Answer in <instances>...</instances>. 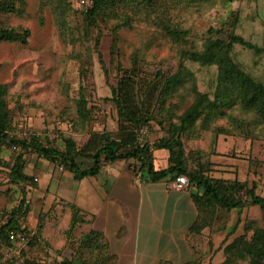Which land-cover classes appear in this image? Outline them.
<instances>
[{"label": "rangeland", "instance_id": "obj_1", "mask_svg": "<svg viewBox=\"0 0 264 264\" xmlns=\"http://www.w3.org/2000/svg\"><path fill=\"white\" fill-rule=\"evenodd\" d=\"M7 1L0 10V28L15 29L22 35L16 40L0 39V83L8 85L14 131L25 137L35 133L61 146L64 136L83 143L86 132L117 129V106L109 98L119 80L118 62L136 69L132 74L138 100L145 98L149 110L158 105L159 92L165 91L167 106L162 112L166 117L156 107L154 111L165 129L174 120L168 115L178 116L200 92L213 99L224 86L217 64L194 61L189 53L202 51L209 37L234 32L242 7L250 0H107L105 11L91 19L88 12L94 0L91 6L82 5L81 0ZM232 54L243 71L264 84V54L240 44H235ZM177 76L181 81L174 86ZM238 95L235 89V94L227 96L232 99L230 106L222 105L205 119L204 113L184 135L186 151L191 157L212 162L210 175L248 180L264 196V107L257 110L254 103L258 99L248 105ZM82 101L91 110L84 112L85 117L78 116ZM170 104L178 108L169 112ZM165 129L152 120L142 133L154 142L167 135ZM20 152L22 149L0 147V226L25 199L26 213L19 223L39 231L46 241L29 243L25 254L30 260L69 264L64 259L75 260L81 253L88 257L85 248L75 249L67 241L72 208L66 198L74 191L73 174L34 150L24 151V171L32 177L24 192L10 178ZM234 158L238 159L236 165L230 164ZM216 215L207 238L222 241V246L241 234L250 237L253 230L247 227L264 224L258 205H248L241 212L218 209ZM77 238L74 232L72 243ZM1 251L9 255L0 249L1 255ZM1 255L0 264H19ZM223 259L225 255L219 254L217 261ZM237 263L249 261L243 258Z\"/></svg>", "mask_w": 264, "mask_h": 264}, {"label": "trees", "instance_id": "obj_2", "mask_svg": "<svg viewBox=\"0 0 264 264\" xmlns=\"http://www.w3.org/2000/svg\"><path fill=\"white\" fill-rule=\"evenodd\" d=\"M106 1L94 0L95 3L88 12V18L96 17L99 12L105 11ZM121 1L113 0L111 3ZM252 1H246L242 7L238 26L234 32H229L226 37H209L202 51L193 50L189 53V57L194 61L209 65L217 64L218 78L224 86L218 88V93L213 99L207 93L200 92L194 102L178 116L168 115L174 120L169 121V127L166 129L163 121L154 112L157 109L161 111V115H165L162 112L167 106L165 91L159 92L158 105L149 110V104L146 103L145 98L142 101L138 100L137 81L132 74L136 69H127L121 62H118L119 80L117 85L112 87L113 95L109 98L117 106V129L111 131L104 128L101 131L86 132L87 138L83 143H78L72 136H64L61 146H57L50 139L47 138L45 141L35 133L26 137L17 134L14 131V114L8 100V85L0 83V147L22 149V153L17 155L11 166L10 178L13 183L22 186V190L26 192L24 185L32 178L24 171L23 152L27 150H34L40 156L54 161L79 180L99 174L106 163L126 159L130 161L129 166L135 175L147 183L165 178L174 181L181 174L188 177L189 187L197 189L192 192V197L198 209V216L189 228L190 233L202 234L205 229H213L218 209H238L241 212L248 205H258L263 211L264 218V196L257 193L256 184L251 185L248 180L238 178H220L210 175L208 172L211 171L212 162L191 157V152L187 153L184 142V135L196 127L204 113L206 116L203 119L207 117V114L219 112L216 110H220L222 105L230 106L232 99L227 96L235 94V89L238 90V97L242 98L243 103L247 102L251 105L249 102L258 99L257 103H254L257 107L254 108L260 110L262 106L264 107V84L254 81L248 73L243 71L240 67L241 63L237 62L232 54L235 44L264 54V43L258 37L248 34L244 21L246 9ZM7 3V0H0V10L7 6ZM21 36V33L15 29L0 28V39L16 40ZM177 77L179 79L174 86L181 81V78ZM167 108V111L172 112L178 107L170 104ZM89 111L91 110L88 109L87 102L82 101L78 116L85 117L84 112ZM152 120H156L167 134L154 142L144 137L142 133L145 127L151 126ZM74 124L77 125V121ZM161 148L168 149L170 153L167 167H157L155 164L154 151ZM198 157L201 158L200 155ZM24 201L25 199L20 200L11 210L8 222L0 226V249H4L9 254L6 256L1 251L2 255H0L5 256L4 258L12 263L33 264L35 260H30L25 254L24 245H17L10 241L7 235V230L15 227L21 216L26 213ZM71 208L72 216L68 228L70 237L67 241H70L75 249L85 248L96 252V249L102 245H100L101 234L95 230L83 233L76 244L72 243L71 237L77 226L86 221V214L74 204H71ZM247 230H253L250 237L246 234L238 235L225 246H222V241L217 242L216 238L209 237L206 257L209 258L210 255V261H207L208 259L205 262L202 261L206 254L199 253V260L196 259L195 264H238L237 261L243 258L248 259L249 264H264V224L249 226ZM44 241L37 231L29 243L42 244L46 242ZM46 246H49V243ZM13 247H18L19 250L10 255ZM102 249L103 247L99 250L100 254L93 255V257L96 256L94 264H110L111 257L103 255ZM222 253L225 259L218 262V255L222 256ZM64 261L69 264H87L82 253L75 260L64 259Z\"/></svg>", "mask_w": 264, "mask_h": 264}, {"label": "crops", "instance_id": "obj_3", "mask_svg": "<svg viewBox=\"0 0 264 264\" xmlns=\"http://www.w3.org/2000/svg\"><path fill=\"white\" fill-rule=\"evenodd\" d=\"M246 10L248 34L264 43V0H253ZM248 148L252 149L251 143ZM154 154L157 167L168 166V149H156ZM237 161L234 158L230 164ZM129 163L118 159L106 163L95 176L74 178L73 194L66 200L86 214V221L75 230L77 240L91 230L101 234L102 246L96 252L86 249L87 264L95 263L102 247V254L111 257L110 264H195L199 253L206 254L209 249L208 229L202 234L189 232L198 216L192 197L197 189H177L169 178L144 182ZM47 240L53 245L50 238ZM206 256L201 260L210 261V255Z\"/></svg>", "mask_w": 264, "mask_h": 264}, {"label": "built area", "instance_id": "obj_4", "mask_svg": "<svg viewBox=\"0 0 264 264\" xmlns=\"http://www.w3.org/2000/svg\"><path fill=\"white\" fill-rule=\"evenodd\" d=\"M82 5L91 6L93 5V0H81ZM24 118V117H23ZM25 119V118H24ZM174 187L177 189H184L189 187V179L186 175L181 174L174 180ZM36 234V230L26 225H22L19 222L15 227L9 228L7 230V235L10 241L15 242L17 245H27L30 239ZM19 250L18 247H13L11 253L13 254Z\"/></svg>", "mask_w": 264, "mask_h": 264}]
</instances>
